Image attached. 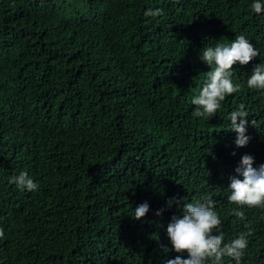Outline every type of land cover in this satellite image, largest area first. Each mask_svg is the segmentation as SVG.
<instances>
[{
    "label": "trees",
    "instance_id": "1",
    "mask_svg": "<svg viewBox=\"0 0 264 264\" xmlns=\"http://www.w3.org/2000/svg\"><path fill=\"white\" fill-rule=\"evenodd\" d=\"M253 2L0 0V264H166L177 255L167 226L182 215L168 201L205 196L225 242L249 233L240 264H264V209H239L241 220L228 203L242 157L264 165V90L247 87L264 64ZM241 34L260 53L235 66L241 90L194 117L211 71L201 50ZM240 104L243 148L229 120ZM21 172L36 191L10 183Z\"/></svg>",
    "mask_w": 264,
    "mask_h": 264
},
{
    "label": "clouds",
    "instance_id": "2",
    "mask_svg": "<svg viewBox=\"0 0 264 264\" xmlns=\"http://www.w3.org/2000/svg\"><path fill=\"white\" fill-rule=\"evenodd\" d=\"M251 11L260 14L264 11V3L254 0ZM163 14L162 9L147 10L146 17L156 18ZM260 53L244 36L238 35L229 44L216 43L201 50L199 59L207 64L211 71L206 73V81L199 94L194 96L192 104L195 106L193 116L196 118L213 117L221 109L227 97L239 92L241 85L233 82L236 65H249ZM249 89L264 90V64L254 67L248 77ZM248 112L245 105L240 104L239 110L232 111L229 116L231 129L237 133L235 144L243 148L249 143L246 135ZM254 158L244 155L240 165L236 168L237 176L231 178L228 189V203L234 205L229 214L238 219H244V207L264 209V165L253 167ZM20 191L34 192L39 185L29 177L27 172H21L10 178ZM175 204L182 209V215H174L167 226V236L171 248L177 253L175 259H169L166 264H224L225 257L240 264L241 258L248 246L247 235L240 233L236 238L225 242L221 231L222 221L215 210V202L210 196L203 200L189 202L187 198L181 201L173 198L168 201L169 208ZM149 212L147 202L134 210V219L141 220ZM163 209L156 215H162ZM0 229V237H3ZM167 251V249H165ZM186 254V258H185Z\"/></svg>",
    "mask_w": 264,
    "mask_h": 264
}]
</instances>
